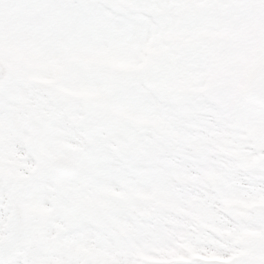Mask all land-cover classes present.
<instances>
[{"label": "snow or ice", "instance_id": "obj_1", "mask_svg": "<svg viewBox=\"0 0 264 264\" xmlns=\"http://www.w3.org/2000/svg\"><path fill=\"white\" fill-rule=\"evenodd\" d=\"M0 264H264V0H0Z\"/></svg>", "mask_w": 264, "mask_h": 264}]
</instances>
